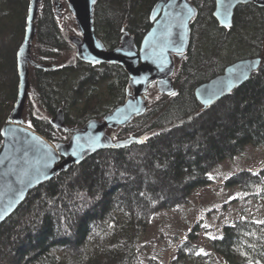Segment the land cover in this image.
Instances as JSON below:
<instances>
[{"label": "trees", "instance_id": "obj_1", "mask_svg": "<svg viewBox=\"0 0 264 264\" xmlns=\"http://www.w3.org/2000/svg\"><path fill=\"white\" fill-rule=\"evenodd\" d=\"M157 1L98 0L99 37L113 49L126 27L139 45L152 26ZM192 1L199 13L187 57L176 58L178 92L162 94L153 84L147 112L116 131L108 129L116 140L137 136L144 142L100 151L34 190L0 228V264H142L143 238L156 211L168 208L170 195L187 201L213 183L211 172L222 161L249 145L264 146V7L240 5L233 26L224 28L213 15L216 0ZM62 2L61 16L54 0L40 5L33 58L55 67L30 66L25 115L26 124L54 145L71 136L51 122L60 108L70 127H81L123 103L130 88V77L119 64L79 60L70 35L80 33L68 3ZM28 9L29 0H0V144L17 98V52ZM256 56L263 63L250 81L203 109L196 87L229 63ZM226 185L254 191L264 185V168L237 173ZM256 221L264 216L225 225L211 242L215 258L195 256L184 242L173 264H264V224Z\"/></svg>", "mask_w": 264, "mask_h": 264}, {"label": "water", "instance_id": "obj_2", "mask_svg": "<svg viewBox=\"0 0 264 264\" xmlns=\"http://www.w3.org/2000/svg\"><path fill=\"white\" fill-rule=\"evenodd\" d=\"M75 17L80 35H70L79 60L89 64H119L130 77L127 99L102 118H91L81 127H70L64 109L51 118L58 129L71 133L70 139L54 145L43 134L26 124L25 113L31 88V69H48L55 64L38 63L33 46L38 34V15L43 0H29L24 38L17 52L18 93L14 107L2 128L0 144V228L28 200L39 186L57 175L82 164L88 157L108 149H122L144 138L114 139L108 133L129 125L148 110V92L156 84L162 94H175L176 58L187 57L192 40V23L199 13L192 0H158L151 10L152 26L138 45L124 27L121 43L109 49L96 30L98 0H65ZM264 7V0H216L213 12L220 26L234 24L240 5ZM59 16L62 0H54ZM263 63L262 56L246 57L229 63L223 73L202 82L195 95L203 109L231 95L250 81Z\"/></svg>", "mask_w": 264, "mask_h": 264}, {"label": "rangeland", "instance_id": "obj_3", "mask_svg": "<svg viewBox=\"0 0 264 264\" xmlns=\"http://www.w3.org/2000/svg\"><path fill=\"white\" fill-rule=\"evenodd\" d=\"M262 168L264 146L249 145L241 155L227 158L214 167L213 183L196 190L187 201L170 195L168 208L156 211L143 238L142 264H173L176 251L184 242L194 249L195 256L210 254L215 258L211 242L222 234L225 225L245 216H264V185L245 192L227 186L226 180L244 170L258 172Z\"/></svg>", "mask_w": 264, "mask_h": 264}, {"label": "snow or ice", "instance_id": "obj_4", "mask_svg": "<svg viewBox=\"0 0 264 264\" xmlns=\"http://www.w3.org/2000/svg\"><path fill=\"white\" fill-rule=\"evenodd\" d=\"M145 139H147V137H145ZM4 217L2 215H0V220H2ZM256 223L259 224H264V221H256ZM214 238V237H213Z\"/></svg>", "mask_w": 264, "mask_h": 264}]
</instances>
